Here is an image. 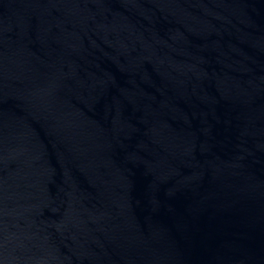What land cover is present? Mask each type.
Masks as SVG:
<instances>
[{
  "label": "water",
  "instance_id": "95a60500",
  "mask_svg": "<svg viewBox=\"0 0 264 264\" xmlns=\"http://www.w3.org/2000/svg\"><path fill=\"white\" fill-rule=\"evenodd\" d=\"M0 264H264V0H0Z\"/></svg>",
  "mask_w": 264,
  "mask_h": 264
}]
</instances>
